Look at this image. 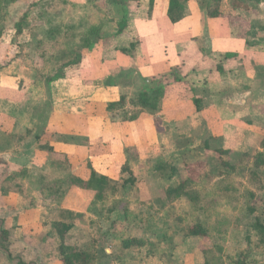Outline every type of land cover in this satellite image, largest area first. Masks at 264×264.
I'll list each match as a JSON object with an SVG mask.
<instances>
[{
	"label": "rangeland",
	"instance_id": "1",
	"mask_svg": "<svg viewBox=\"0 0 264 264\" xmlns=\"http://www.w3.org/2000/svg\"><path fill=\"white\" fill-rule=\"evenodd\" d=\"M138 1L129 2L125 7L130 16V26L125 35L135 33L134 20L140 11ZM186 1L188 12L195 4L204 18L210 6L215 9L219 5L224 13H237L248 16V19L250 16L254 22L261 21L255 7V2L260 3L261 0H240L246 9L242 6L239 10L232 9L234 0ZM183 14L185 12L180 9L175 17ZM123 15L124 5L114 0H0V85L2 78L11 76L21 83L14 93L0 89V97L16 102L23 90L37 84L35 89L42 98V107L34 106L32 109V102H24L23 110L28 107L25 112H31L32 109L34 117L44 112L41 115L46 118L48 103H52L46 79L53 77L78 55L93 52V49L87 51L86 41L91 38L88 33L94 28L101 29L103 40L99 44L124 46L126 41H115L124 35L114 38ZM258 31L247 33L250 36L263 35L257 41L248 36L245 43L252 48L251 51H263L264 29H261L263 33ZM130 40L139 43V48H144V51L145 45L155 42L150 35H132ZM240 55H230L228 61L236 64L235 60L240 59ZM203 59L197 62L198 65L207 66ZM239 64L240 61L236 65ZM248 65H251L249 59L243 67ZM219 66L218 72L222 73ZM188 72L187 64L174 61L169 72L161 75L167 81L160 80L159 85L164 90L168 88L170 96L176 98L178 104H173L170 96L165 100L167 93L163 95L162 99L168 104L162 113H155L153 139L145 146L143 143L140 145V148H145L142 149L144 152H139L137 160L131 151L135 149L131 145L134 140L127 137L128 126L121 122L124 115L121 113L117 117L115 139L108 145L113 164L107 172L115 184L112 190H108V199L104 202L95 201L93 193H85L86 197L79 195L83 204L78 197H66L70 190L66 181L70 175L74 178H87L89 175L84 159L73 160L75 166L72 171L68 163L62 165L46 158L44 153L42 159L35 157L38 145L28 147L26 152L25 148L20 152L12 151L14 164L7 169L8 181L16 184L18 180L19 191L25 196L26 210L28 206L37 204L46 209L41 222L34 223L35 230L30 236L35 240H47L44 244L41 240L38 242V254L32 252L35 261L22 263V247L16 242V235L12 234V241L7 239L5 243L6 248L3 241V245L0 244L10 264H43L42 258L59 252L60 240L53 223L60 221V217L76 225L72 232L75 245L80 250L95 253L96 264H264V66L253 70L258 83L250 80L253 76H245L243 80L240 77L239 80L243 81L241 88L214 96H210L208 90L202 91L201 81L190 77ZM129 82L122 90L132 97L137 94L135 89L142 87V82L136 75ZM151 87H158V83ZM62 90L65 89L53 90L56 97ZM252 91H255L253 98ZM31 95L27 97L32 98ZM197 96L204 99L199 110L186 101ZM246 98H252L253 102L248 100L241 104L240 99ZM19 101L22 102L21 99ZM94 107L93 114L107 115L105 106ZM241 107L245 111L237 113V116L234 111ZM175 109L179 110L178 114H175L178 111ZM219 113L223 114L226 126L223 121L216 120ZM135 114V111H130L129 115L133 116L130 122L138 120ZM20 116L25 118L26 113L20 112ZM31 123L34 122L29 120V125ZM42 123H45L43 119L36 126L31 124L33 131H38V125L39 129L42 128ZM83 141L86 140L72 138L71 144ZM99 143L92 146L91 154L103 153L104 146ZM206 143H209L210 151ZM216 149L231 151L228 156L218 157L211 152ZM223 160L230 162L235 170L216 179L210 186L202 182L193 186L195 200L168 199L167 191L185 178L187 165L202 161L208 171H215L213 165H219ZM41 187L58 192L48 190V197L52 196L50 200L47 197L36 200L33 195ZM66 207L74 210H60ZM195 223L205 227L208 232L205 237L187 236L188 228ZM127 239H138L144 245L124 251L121 245Z\"/></svg>",
	"mask_w": 264,
	"mask_h": 264
},
{
	"label": "crops",
	"instance_id": "2",
	"mask_svg": "<svg viewBox=\"0 0 264 264\" xmlns=\"http://www.w3.org/2000/svg\"><path fill=\"white\" fill-rule=\"evenodd\" d=\"M255 7L257 14L261 17L260 22L257 20L254 22L250 19V16L248 19V16L245 15H239L241 17L240 21L222 17L212 19L208 15H205L204 18L202 11L195 4L190 7L187 16L173 22L168 15L165 1L155 0L153 6H151V0H140V11L134 20L135 33L132 35H150L152 40L155 41L154 44L145 45V51L144 48L140 49L138 47L132 57L120 52L122 48H129L132 43L130 40L132 35L115 38V41H126L125 45L121 47L117 45L110 46V43H108L109 45L98 44L93 49V52L86 54V64L81 71H71L68 77L55 81L48 86L50 88L49 97L52 95V103H48L51 107H47L46 118L41 115L44 112H39L40 114L34 117L32 110L34 106L39 108L43 105L42 98L35 89L37 84H33L31 87L29 86L30 88L23 90V94L20 93L19 100L21 99L22 102L19 100L14 102L4 96L0 97V234L2 235V231H6L10 240L12 234L16 235L15 240L22 247L24 256L22 263L35 261L32 252L38 254L40 245L38 242L41 240L43 241L41 243L44 244L47 240V238L46 240H42V238L35 240L30 236V233L35 230L34 223L41 222V218L46 214V209L41 208L37 204L36 206H28L26 210L24 205L25 196H23L22 191H19L21 189L17 186L18 180L16 184H11L8 181L7 169L14 164L12 163L14 158L11 157L12 151L20 152L25 148L26 152L29 149L28 147L38 145L39 147L35 148V157L39 159H42V154L44 153L43 155L46 158L59 161L62 165L68 163L72 171L75 166L73 160L84 159L87 163L85 168H87L88 163H91L99 174L107 175L111 178V175L107 173L111 168V164H113L112 153L108 145L114 142V131L117 126L118 115L108 112L106 116L104 114H93L95 112L94 106L102 105L106 109L108 103L118 102L124 93L122 88L119 87H104L98 83L97 85H91L87 84V82H97L99 79L105 78L122 68L134 71V75L138 77L140 75L143 79L153 80L169 72L172 62L183 61V63L187 64L188 75L196 77L197 81H201L199 86L204 88L202 91L208 90L210 96L241 88L243 81L239 80L240 77L243 80V77L245 79L248 76H253L250 80L253 83H258L259 79L256 78L253 70L264 66V47L261 48L263 51L259 49L251 51L252 48L245 43L248 36L249 39L254 41L263 36L247 35L249 31L255 34L254 30L258 29L257 33H259L262 32L261 29H264V0H261L260 3L255 2ZM256 25L262 26V28H256ZM193 38L194 40H192ZM115 41L113 40L114 43ZM239 54H241L240 59L235 60V62L237 64L240 61L241 65L228 61L230 55ZM201 58H205L203 60L207 61V66L198 65L197 62ZM247 59L250 60L252 66L248 65V67L244 68L243 65L246 64ZM219 65L223 69L222 73L218 72V69H220ZM250 68L252 71H249ZM188 75H186L187 78ZM11 78L12 76L10 78L7 77V79L2 78L1 90H9L14 93V91L19 89L21 83L17 82V78H15L16 80ZM60 89L65 90H62V93L56 97L57 93L53 90L59 91ZM32 90L34 93H32ZM135 90L136 93L139 92V89ZM164 94L165 100L166 97L169 98L171 93L168 88L164 90ZM251 94L253 98L255 91H252ZM28 95H31L32 98L27 97ZM197 98L204 101L201 96H197ZM252 98L240 99V103L244 105L248 100L252 103ZM175 99L171 96L169 98L173 104H178ZM191 99L190 97L186 101L188 100L192 104ZM165 100L159 113L166 109L168 102H165ZM24 102H32L31 104H34L31 112H25L28 107L25 108V111L23 110ZM16 108L17 110L15 111ZM126 111H135L138 119L125 124L128 126L127 130L129 132L127 137L130 140H134V142H131L138 152H144L142 149L145 147L140 148V145L143 143L145 146L146 143L151 142V139H153L154 129L152 123L156 114H151L141 108H134L130 104L127 105ZM242 111H245L243 107L234 111V113L238 116L239 114L237 113ZM20 112L26 113L25 118L20 116ZM178 113L179 110L175 114ZM222 115V113L216 115L219 117L216 120L221 123L223 121ZM42 119L45 121V123H42L44 126L39 129L40 125H38V131H33L34 127H31V124L36 126L37 122L41 123ZM29 120L34 123L29 125ZM223 125L226 126V122L223 121ZM7 126L8 129L5 128ZM45 137L47 138L44 139ZM72 138L76 140L80 138L86 141L71 144ZM97 142L104 146V151L101 155L91 154L92 146ZM37 183L40 184L39 181ZM48 190L50 192L54 191V193L58 192L55 189L41 187L40 190H35L36 195H33V198L40 200L47 197V200H50L52 196L48 197ZM46 193L47 195H45ZM85 193L88 194L89 192L79 187H71L66 193V197H78V201L83 204V200L80 199L79 195L86 197ZM60 210L70 212L74 209L66 207ZM58 213L59 216L62 215L60 211ZM59 220L68 221L62 220L61 217ZM12 237L14 238V236ZM1 242L2 239L0 244H2ZM56 253L57 256H55ZM7 256V253L0 245V264H10L11 261ZM41 260L43 264H62L59 252H55L52 257L48 254L45 259L42 258Z\"/></svg>",
	"mask_w": 264,
	"mask_h": 264
},
{
	"label": "trees",
	"instance_id": "3",
	"mask_svg": "<svg viewBox=\"0 0 264 264\" xmlns=\"http://www.w3.org/2000/svg\"><path fill=\"white\" fill-rule=\"evenodd\" d=\"M155 0H151V6H153ZM165 1L167 8H168V15L172 18L173 22H176L177 20L184 18L187 16L188 9L186 5V0H163ZM117 4H123L124 5V15L120 22L118 23V30L115 37H120L122 35H125V32L129 29L130 26V16L129 12L126 10L125 7H127L130 3L129 2H137L138 0H114ZM245 8V5L240 2V0H234L233 1V8L237 9L239 8ZM212 7L208 9V16L212 19L215 18H226L234 21H240L241 17L240 14H233V13H224L220 6H215V9H211ZM180 9H183L185 14H183L182 17H175V13L178 12ZM101 29L94 28L89 31L88 35H92L90 39L86 41L87 45V51H90L94 49L100 41L103 40V37L100 35ZM139 43H131L129 48H122L120 49V52L124 55L132 56L134 51H136L139 46ZM86 64V54L78 55L74 61H72L69 65L64 66L60 70L57 71V73L51 77L46 79V85L50 86L53 82L58 81L60 79H64L68 77L69 73L71 71H81L83 66ZM118 73H113L108 76H106L104 79H101L100 81H91L87 82V84L91 85H97L100 84L102 86H114L119 88H124L126 86L125 83L129 82L133 75L134 71L127 70V69H118ZM138 77V76H137ZM141 77L142 87L139 88V92L130 97L129 95H122L120 100L118 102H112L108 103L106 105V112L110 114H123L124 120L121 122L127 123L130 122V120L133 119V116H130L128 111H126V107L128 104H130L134 108H141L143 110L148 111L151 114L159 113L161 112L163 108L164 100V89L160 83V80L167 81V78L165 76H160L158 78H154L153 80H146L143 79L142 76L139 75V78ZM158 83V87L153 88L150 87L153 84ZM192 103L200 109V102L201 99L197 97H192L191 99ZM136 115V114H135ZM38 138V137H37ZM134 146V144H131ZM130 145V146H131ZM207 149H209V143H206ZM135 148V146H134ZM53 151V150H52ZM128 150H126L127 152ZM132 152H134V155L136 160L139 157V152L137 149H132ZM210 151V149L208 150ZM211 152H214L216 156L218 157H224L228 156L230 154V150L226 149H216L212 150ZM129 166V165H128ZM215 171H208V168L206 166V163L200 161L199 163H195L193 165H187L184 169L186 176L184 179H182L178 185L175 187H172L167 191V197L169 200H176V199H187L190 201H193L196 199V195L194 193V190L192 189L193 186L196 184L202 182L206 186H210L216 179L222 178L231 172L235 170V167L228 161L223 160L221 164H215L213 165ZM87 168L89 169V175L87 178L83 177H77L74 178L72 175L69 176L68 180L66 181L67 184L71 187H79L83 189L84 191L89 192L90 194H94V200L97 202H104L108 198L106 194L108 193V190H112L113 185L115 184L114 181L108 177L107 175L99 174L95 168H93L91 163H88ZM191 168V171L189 170ZM111 194V193H109ZM114 196V193H112ZM110 195V196H112ZM76 228V225L72 221H57L53 223V229L56 231L59 239H60V245H59V255L61 258L62 264H96L97 258L96 254L87 251V250H80L74 243V239L72 236V232ZM208 234L207 230L202 224L195 223L191 225L187 230V236L189 237H205ZM1 239L3 241V244L6 243L8 239V234L6 231H2ZM2 244V245H3ZM142 246L144 243L138 239H127L125 240L121 247L124 251H129L133 249L135 246ZM5 247V244L3 245Z\"/></svg>",
	"mask_w": 264,
	"mask_h": 264
}]
</instances>
